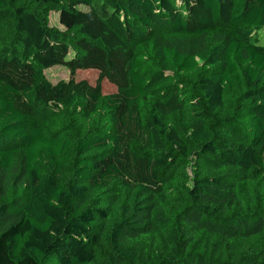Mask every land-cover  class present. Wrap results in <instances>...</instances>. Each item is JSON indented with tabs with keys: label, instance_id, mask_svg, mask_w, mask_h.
Wrapping results in <instances>:
<instances>
[{
	"label": "trees",
	"instance_id": "16d2710c",
	"mask_svg": "<svg viewBox=\"0 0 264 264\" xmlns=\"http://www.w3.org/2000/svg\"><path fill=\"white\" fill-rule=\"evenodd\" d=\"M263 30L264 0H0V264H264Z\"/></svg>",
	"mask_w": 264,
	"mask_h": 264
},
{
	"label": "rangeland",
	"instance_id": "374dc122",
	"mask_svg": "<svg viewBox=\"0 0 264 264\" xmlns=\"http://www.w3.org/2000/svg\"><path fill=\"white\" fill-rule=\"evenodd\" d=\"M50 24L60 29H64V26L61 24L59 19V12L57 11L51 12ZM260 37H261V43L264 45V30L262 31ZM46 75L52 82H57L61 79H69L70 71L66 66L56 65L47 69ZM76 75L78 76V78H85L91 83H96L99 76V72L96 70L77 71ZM102 84H103V89L106 92H113L116 89L114 85H112L106 80H103Z\"/></svg>",
	"mask_w": 264,
	"mask_h": 264
}]
</instances>
